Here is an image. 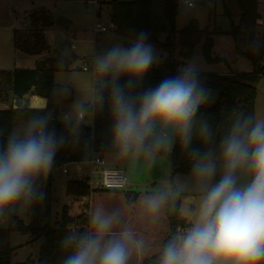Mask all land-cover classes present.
Listing matches in <instances>:
<instances>
[{"label": "trees", "instance_id": "obj_1", "mask_svg": "<svg viewBox=\"0 0 264 264\" xmlns=\"http://www.w3.org/2000/svg\"><path fill=\"white\" fill-rule=\"evenodd\" d=\"M237 2L241 8L240 21L238 24H232L230 30L222 32L233 38L235 52L250 60L253 68L228 72L199 71L201 83L210 93L193 120L191 144L183 146L176 132V142L170 151L172 175L191 171L193 161L198 157L209 153L212 158L220 155L221 142L231 133L235 123L244 118H252L253 122L256 119L257 84L264 77V42L258 43L259 19L262 18L259 11L260 0ZM103 3L112 6L113 29L126 38L133 40L136 32L146 30L149 33V42L169 53L178 51L183 57L191 60L195 57L197 49L201 48L204 58L208 61L224 63L227 60L213 54L217 42L215 32L209 27H202L197 18H192L184 28H177L179 0H106ZM27 20L24 26L14 29L15 47L30 54H40L49 46L45 28L56 23L55 15L47 9L36 8L27 13ZM164 62L154 63L148 73L140 79L120 76L115 82L125 89L126 96L138 104L140 96L146 90L155 88L164 78L177 74L180 68L178 62L172 60L169 65ZM55 72L56 69L46 63L35 67L0 70V85L3 90L8 86L13 87L19 96L33 92L48 98V106L44 109L14 105L0 108V151L6 147L11 137H24L33 117L47 116L48 130L54 129L56 135L63 138V146L56 153L51 172L65 163L86 161L97 154H123L114 143L112 135L113 111L110 92L113 74H102L100 83L95 87L94 102L83 105L85 111H92L94 114L93 124H88L84 121L85 116L80 118L73 115L67 119L61 115V105L74 99V91L73 88L68 89L66 85L58 83L55 80ZM205 124L210 133V139L206 141L199 135ZM162 150V143L156 148L152 146L150 138L145 150L140 152ZM195 153H198V157ZM51 172L35 181L34 193L41 192ZM171 183L166 204L169 232L162 243L161 251L145 258L142 264H160L163 250L169 241L180 236L181 230L187 231L191 226L181 212L184 192L173 179ZM91 189L85 178L71 179L67 184V193L70 195L81 196L90 193ZM129 195L131 201L137 197V193L133 194L131 191ZM51 216V210L47 209L41 223H27L19 215L11 213L9 226L0 227V264H12L15 247L12 246L11 239L14 230L31 234L33 237L44 236L37 258L30 256L15 264H63L75 251L79 239L84 237L79 234L83 228L79 227L77 237L71 233L70 225L76 222L77 215L71 214L70 208L64 207L58 226L52 225ZM81 216L82 214H79L78 218ZM67 237L74 239L67 243Z\"/></svg>", "mask_w": 264, "mask_h": 264}, {"label": "clouds", "instance_id": "obj_2", "mask_svg": "<svg viewBox=\"0 0 264 264\" xmlns=\"http://www.w3.org/2000/svg\"><path fill=\"white\" fill-rule=\"evenodd\" d=\"M158 61L155 46L146 30L136 32L125 47L115 45L98 56L100 74H113L111 105L113 140L123 154L159 148L154 125L173 128L185 147L193 138V120L210 90L201 83V73L192 63L181 66L176 75L146 90L138 104L126 96L115 81L120 76L140 79ZM49 117H33L24 137H11L0 151V216L22 202L43 200L47 193L34 195L35 181L51 172L63 138L48 130ZM210 139L205 124L199 133ZM198 157V153H195ZM222 174L219 181L205 184L196 221L186 233L169 241L160 264H264V119L237 121L220 147ZM217 165L211 154L194 159L192 172L199 181H209ZM250 179L238 184L237 173ZM149 209L156 212L161 200L152 198ZM96 235L80 238L75 251L63 264H128L127 233L104 242L113 225V217L97 211L92 218ZM73 237H67L71 243Z\"/></svg>", "mask_w": 264, "mask_h": 264}, {"label": "rangeland", "instance_id": "obj_3", "mask_svg": "<svg viewBox=\"0 0 264 264\" xmlns=\"http://www.w3.org/2000/svg\"><path fill=\"white\" fill-rule=\"evenodd\" d=\"M86 1V2H85ZM0 0V70L1 69H14L16 67H35L46 63L56 69L55 80L73 88L74 99L71 102L63 103L60 108L61 115L66 112L74 114L79 110H84L85 103L94 102L96 95V85L101 81L102 74L96 69V60L98 56L105 54L110 48L115 45H123L127 47L132 39L124 37L122 34L115 31L112 27L111 11L112 6L109 3L103 4L101 16H97L96 9L98 5L95 1L91 0ZM194 2V6H189L185 0H179V12L177 17V28H184L192 18H197L202 27H209L212 32H215L217 42L214 48V55L224 57L227 60L222 62H211L204 58L201 48H198L195 57L191 60L183 57L178 51L176 53H169L161 47H156L158 53V61H176L179 67L192 63L196 66L198 71H220L228 72L233 70H251L253 65L250 60L245 57L237 55L234 49L233 38L225 32L232 27V24H238L240 21L241 8L237 0H190ZM44 8L51 11L56 18V23L53 26L45 28V35L48 41V48L40 54H30L15 47L14 44V29L24 26L27 23V13L36 9ZM259 11L264 18V0H260ZM101 21L109 29L97 33L95 24ZM259 35L258 43L264 42V20L259 21ZM218 30V32L216 31ZM223 31V32H222ZM218 34H217V33ZM74 35L76 40H71L70 37ZM164 37H162L163 39ZM75 44V46H73ZM88 68H85V65ZM2 89L0 85V108L8 106L7 100L9 95V87ZM3 90V91H2ZM85 111V110H84ZM264 119V77H262L257 84V100H256V119ZM84 121L88 124H93L94 114L92 111H85ZM132 152L131 154H124L119 158H114L112 154H106V159L111 160L110 164H118L125 168L128 178H134L141 182H146L152 177L154 182H147L145 184H138L137 186H127L123 190L103 189L101 188L98 194H102L99 198H109L111 195L114 198L119 197L120 194L115 192L126 193L124 203L118 204L122 209L124 206L131 205L136 207L139 211L148 207V203L144 200L147 194L146 191L154 190L158 193L157 198L161 200V206L156 211V216L159 219V230L161 235L165 234L166 229H169V220L164 214V197L171 191V180L184 192L181 203V212L187 221L191 224L196 221L199 204L202 196L204 195L205 184L211 185L219 181L222 174V160L220 155L213 157L217 165L216 174L211 180L203 182L197 180L192 170L189 172H178L172 175V166L163 162L154 163L148 159L149 154H140ZM168 160H172V154L168 153L162 156ZM69 171L64 172L63 166L54 170V177L57 179V193L53 198L48 201L38 200L30 205H25L23 202L17 205L14 209L8 210L3 216H0V227H6L10 224L11 213L19 215L27 223H41L44 219L43 215L47 209L51 210V223L53 226H58L61 221V215L65 205L70 201H79L81 204V196H70L66 192L67 182L70 179L81 178L76 172L75 166L72 163L67 165ZM88 164H83L82 168L87 170ZM238 184H243L250 179L249 175L240 171L237 173ZM84 194L90 197L92 205V214L85 216L81 211L77 214L76 204L71 207V213L77 215L75 223L70 225L71 233L76 237L78 230L83 223L81 219L85 216L86 221L84 224L85 229H81L79 234L88 237L91 230L90 218L93 217L95 202L102 204V200H94L93 191ZM129 190L142 191L143 196L139 202L131 201L128 196ZM167 196V195H166ZM148 197V196H147ZM107 200V199H106ZM95 201V202H94ZM73 202V203H75ZM108 203V201H106ZM64 206V207H63ZM81 207V205H79ZM63 208V209H62ZM120 211V210H119ZM123 211V209L121 210ZM125 211V210H124ZM134 212V210H132ZM132 211H125L129 214ZM155 213V212H153ZM96 214V213H95ZM119 214V213H118ZM134 214V213H133ZM110 216L117 218L111 213ZM121 217L122 215L119 214ZM82 223H81V222ZM165 226H167L165 228ZM186 230H181V234L186 233ZM161 236V237H162ZM159 244L161 238L156 236ZM44 241V236L33 237L31 234H23L18 230L12 232L11 243L15 247L12 255V264L26 260L27 258H37L40 252V247ZM128 243V242H127ZM128 247V264H136L138 258L135 256L134 249L131 245ZM144 252V256L153 254Z\"/></svg>", "mask_w": 264, "mask_h": 264}, {"label": "crops", "instance_id": "obj_4", "mask_svg": "<svg viewBox=\"0 0 264 264\" xmlns=\"http://www.w3.org/2000/svg\"><path fill=\"white\" fill-rule=\"evenodd\" d=\"M186 1V0H185ZM188 4V3H187ZM190 6V5H189ZM194 6V5H192ZM264 18L262 17L261 19H259V21H263ZM231 29V28H230ZM228 29V30H230ZM226 30V31H228ZM87 65V63H86ZM7 103H9V99L7 100ZM9 105V104H8ZM75 115V114H73ZM132 153V152H131ZM130 153V154H131ZM136 153V152H134ZM170 153V152H168ZM139 156H142L140 154H149L148 159H150L152 162L154 163H160L163 162L165 164H169L171 165V161L170 159L168 160V163H166V158H163L162 156H164V154H167V151L162 150L161 152H138ZM109 155V154H108ZM114 156V158H120L122 156H124V154H120V153H116V154H112ZM105 159H106V155H104ZM107 160V159H106ZM109 163H111L109 160H107ZM69 165L66 164L65 166ZM64 167V166H63ZM76 169V168H75ZM87 170L83 169L82 167L80 169H76V172L79 174V176L81 178L85 177L88 175V168H86ZM154 177H152L150 180H146V182H141L138 181L134 178H128L129 179V183H128V187L130 186H137L138 184H145L147 182H156L157 180H153ZM80 179V178H79ZM71 180V179H70ZM69 181V180H68ZM68 184V182H67ZM57 179L54 177V170L51 172V174L49 175V177H47V182L42 186V190L43 192H46L47 195L46 197L43 199V201H48L49 199L53 198L54 195H56L57 193ZM127 187V188H128ZM101 188L93 191V198L94 200H96V198L98 200H102V204L100 205L99 202H95V206L96 204H98L96 211L94 209L93 212V216L95 215V213L97 211H102L105 215H109L112 213L115 216H118L117 218H113V225L112 228L110 229V231L108 233H106L103 237L104 242H108L111 239L117 238L119 236H121L124 233H127L129 235V239H128V243L127 245H131L134 249L135 252V256L138 258V261L136 262V264H142V261L145 258H148L156 253H158L159 251H161L162 249V243L164 241V239L166 238L169 229L164 232L165 234H163V236L161 235V231L159 230V228L161 227L160 224H158V221L160 218H158L156 216V212L153 213L150 209L149 206L147 208H145L142 211H139L138 209H136V207H131V205H126L124 206L122 209L123 211H121L122 209H120L118 207V204H121L122 202L124 203V198H127L126 193L123 192H115V194H120L118 195L119 197L114 198L112 197V195L109 198H103L100 199L99 197L102 194H98ZM104 189V188H103ZM137 193V197L135 199H133L132 201H136L139 202L142 198V191H136V190H129L127 193L129 194V192ZM66 192H67V187H66ZM39 194V193H38ZM38 194L34 193V195H36L38 197ZM68 194V193H67ZM147 194L146 198H144V200L149 204V201L152 198H157L158 193L154 190H148L146 191ZM70 195V194H68ZM167 195V196H166ZM164 197V206H163V210H164V214L166 216V204H167V198L169 194H166ZM73 196V195H70ZM74 197V196H73ZM75 198V197H74ZM107 199V200H106ZM39 200V199H38ZM108 201V203L106 202ZM75 201H70L69 203L65 204V205H69V208L71 209V207H75L76 204V210H77V214H81V207H79L80 204V199L79 201H76L75 203H73ZM162 203V202H161ZM64 207V206H63ZM63 209V208H62ZM120 210V211H119ZM132 211L134 210V212L132 211L130 214L128 212L125 211ZM79 211V213H78ZM71 212V210H70ZM121 214L122 216L120 217L119 214ZM134 213V214H133ZM72 214V213H71ZM167 217V216H166ZM93 218V217H92ZM92 218H90L89 224L91 223V230L88 233V237L92 238L96 235V229L92 224ZM81 227L85 229L84 224H81ZM167 226H165L166 228ZM191 228L188 227V229ZM156 236L161 238L159 240V244L156 243L158 241V239H156ZM162 236V237H161ZM151 251H156V252H152L153 254H149L147 256H144V252L149 253Z\"/></svg>", "mask_w": 264, "mask_h": 264}, {"label": "built area", "instance_id": "obj_5", "mask_svg": "<svg viewBox=\"0 0 264 264\" xmlns=\"http://www.w3.org/2000/svg\"><path fill=\"white\" fill-rule=\"evenodd\" d=\"M95 1L98 5L96 9L97 16H101L102 10H103V1L106 0H91ZM188 5L192 6L194 5L193 1L186 0ZM109 29V26L104 24L101 21H97L95 24V30L97 33L104 32ZM71 40H76V37L72 35L70 37ZM75 46V44H73ZM85 68H88V65H85ZM75 116H78L80 118L85 116L84 110H79L74 113ZM65 118L69 119L73 117V114L71 112H66L64 115ZM74 164L75 168L80 169L83 164H88V175L83 177L87 180L90 187L93 189L95 187H101L104 189H113V190H123L128 186L129 179L128 175L126 173V170L123 166L118 164H110L103 155H95L93 158L86 160V161H72L68 162ZM65 163L61 166H58L55 169L59 167H63L64 172H68L69 169L67 166H65ZM81 211L85 214V216H90L92 214V205L90 202V197L88 195H83L81 197ZM83 217L81 221L85 223L86 217ZM81 222V223H82Z\"/></svg>", "mask_w": 264, "mask_h": 264}, {"label": "water", "instance_id": "obj_6", "mask_svg": "<svg viewBox=\"0 0 264 264\" xmlns=\"http://www.w3.org/2000/svg\"><path fill=\"white\" fill-rule=\"evenodd\" d=\"M169 61H165V65H169ZM9 105H14L15 107H31V108H40L44 109L48 106V98L37 95L33 92L24 94V96H19L14 92V88H9ZM205 102V101H204ZM203 102V103H204ZM155 137L159 138L162 143L164 151L170 152L173 150L176 142V131L169 128H161L159 124L154 125Z\"/></svg>", "mask_w": 264, "mask_h": 264}]
</instances>
